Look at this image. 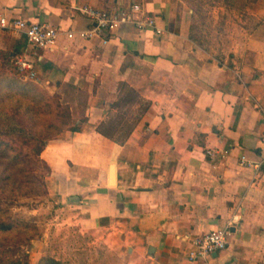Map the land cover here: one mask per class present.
I'll list each match as a JSON object with an SVG mask.
<instances>
[{
    "label": "crops",
    "instance_id": "obj_1",
    "mask_svg": "<svg viewBox=\"0 0 264 264\" xmlns=\"http://www.w3.org/2000/svg\"><path fill=\"white\" fill-rule=\"evenodd\" d=\"M134 3L163 33L127 23L106 44L66 34L90 26L80 7L118 12ZM2 16L61 31L54 48L34 51L0 26V51L31 60L39 81L74 92L66 103L80 130H64L41 158L51 170L49 198L111 250L90 263L264 264V0L248 6V25L223 53L194 38L189 0H0ZM123 86L135 98L124 102L121 125L133 124L112 132ZM80 92L82 113L74 111ZM242 155L259 168L241 165ZM227 226L226 249L189 259L192 238Z\"/></svg>",
    "mask_w": 264,
    "mask_h": 264
},
{
    "label": "rangeland",
    "instance_id": "obj_2",
    "mask_svg": "<svg viewBox=\"0 0 264 264\" xmlns=\"http://www.w3.org/2000/svg\"><path fill=\"white\" fill-rule=\"evenodd\" d=\"M189 2L190 7L195 11L192 28L194 38L200 45L217 53L227 52L236 45L235 40L240 36V27L248 25L245 24L248 6L253 3L258 4V0L245 6L243 1L229 3L228 0H189ZM42 76L38 69L35 82L50 94L57 95L64 109H70L71 105L66 101L73 99L74 92L66 93L65 88L57 90L54 83L47 85L39 81ZM122 93L124 101L119 100L118 104L114 105L117 112H114L112 118L108 120L107 129L112 132H116L120 127L130 128L133 124L126 122L125 126L121 125L122 117L127 110L124 102L135 98L125 86L122 87ZM77 95L79 103L74 105V111L82 113L85 94L80 92ZM41 171L44 172L39 168V172ZM26 190L27 187L23 186L21 190L14 191L8 188V191L0 193V206L6 210L2 213L3 219L29 222L36 226L35 229L32 227L28 229L18 224L11 233L1 235V249L8 257H27L30 264H41L47 257L55 258L63 264H92L89 262L91 257H102L111 251L108 247L96 245L94 234L82 232L81 225L76 224L78 218L70 211L60 209L58 204L49 198L48 190L45 195L25 196Z\"/></svg>",
    "mask_w": 264,
    "mask_h": 264
},
{
    "label": "trees",
    "instance_id": "obj_3",
    "mask_svg": "<svg viewBox=\"0 0 264 264\" xmlns=\"http://www.w3.org/2000/svg\"><path fill=\"white\" fill-rule=\"evenodd\" d=\"M238 1H243L245 6L255 0H228L229 3ZM0 60V193L25 186V196L45 195V176L51 170L41 158L42 151L64 130L77 131L80 127L74 125L70 109L62 107L57 95L50 94L33 80L22 78L24 73L15 65L12 52L1 50ZM39 168L44 172H39ZM3 212L6 210L0 206V237L11 233L18 224L28 229L36 227L29 222L5 220ZM0 264L30 263L27 257H8L0 241ZM41 264L63 263L47 257Z\"/></svg>",
    "mask_w": 264,
    "mask_h": 264
},
{
    "label": "built area",
    "instance_id": "obj_4",
    "mask_svg": "<svg viewBox=\"0 0 264 264\" xmlns=\"http://www.w3.org/2000/svg\"><path fill=\"white\" fill-rule=\"evenodd\" d=\"M80 12L91 20L90 26L81 31H67L69 39L80 37L82 39L90 40L99 38L103 43L109 42V36L121 25L132 23L138 31H145L152 29L155 33H163V29L158 26L154 16L148 14L140 4H132L130 9L118 12H112L104 8H96L91 5H85L79 8ZM0 26L12 29L18 34H23L27 40L28 45L34 51L44 49H51L57 45L61 31L47 21L30 22L25 18H13L11 20L6 17H0ZM15 65L18 70L24 73L23 78L26 80L36 81V71L34 63L19 56L15 57ZM264 146V136L262 138ZM207 154L211 157L222 155L214 148H208ZM240 164L243 166H255L259 168V164L250 161L246 155L240 158ZM231 234L230 226L211 230L205 235L192 238V247L189 250V259L208 260L216 253L228 247V237Z\"/></svg>",
    "mask_w": 264,
    "mask_h": 264
},
{
    "label": "water",
    "instance_id": "obj_5",
    "mask_svg": "<svg viewBox=\"0 0 264 264\" xmlns=\"http://www.w3.org/2000/svg\"><path fill=\"white\" fill-rule=\"evenodd\" d=\"M113 166L111 167V172H112ZM79 201V198L72 197V202Z\"/></svg>",
    "mask_w": 264,
    "mask_h": 264
}]
</instances>
